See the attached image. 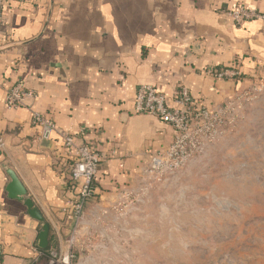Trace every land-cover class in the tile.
Wrapping results in <instances>:
<instances>
[{
  "label": "crops",
  "instance_id": "1",
  "mask_svg": "<svg viewBox=\"0 0 264 264\" xmlns=\"http://www.w3.org/2000/svg\"><path fill=\"white\" fill-rule=\"evenodd\" d=\"M2 1L0 264H32L44 251L36 244L42 224L7 193L8 169L50 226L56 247L48 252L67 248L73 232L74 151L58 133L41 141L32 111L103 156L89 207L133 188L174 143L170 125L135 113L140 86L154 85L171 107L186 87L199 105L216 109L264 76V21L237 26L226 14L239 6L264 13V0ZM232 69L240 76L210 74ZM18 83L36 93L31 109L6 107Z\"/></svg>",
  "mask_w": 264,
  "mask_h": 264
},
{
  "label": "rangeland",
  "instance_id": "2",
  "mask_svg": "<svg viewBox=\"0 0 264 264\" xmlns=\"http://www.w3.org/2000/svg\"><path fill=\"white\" fill-rule=\"evenodd\" d=\"M216 110L190 156L152 158L133 188L89 206L61 262L264 264V76Z\"/></svg>",
  "mask_w": 264,
  "mask_h": 264
},
{
  "label": "built area",
  "instance_id": "3",
  "mask_svg": "<svg viewBox=\"0 0 264 264\" xmlns=\"http://www.w3.org/2000/svg\"><path fill=\"white\" fill-rule=\"evenodd\" d=\"M2 11L3 1L0 0V32ZM226 14L237 26L252 21H264V13L246 6L236 7ZM210 74L221 80L240 76L237 69L220 72L210 71ZM36 98V93L27 90L23 83H18L8 91L5 98L6 107L8 109L22 107L31 109ZM174 105V107L169 106L165 95L158 91L154 85H142L137 89L135 113L152 115L161 122L170 125L176 132L173 145L166 153L154 157V162L160 158L174 159L190 156L188 148L189 143H192L193 135L199 134L206 123L216 121L219 118L216 109L199 105L186 87L179 90ZM31 113V123L34 127L39 128L41 141H49L55 133H58L63 140V146L74 151V161L70 168V184L79 190V194L77 200L71 202L68 215L73 222H78L95 198L94 184L103 156L92 150L87 144H77L72 134L59 132L56 124L42 113L36 111ZM37 253V258L32 264H38L42 258H47L48 264H70L69 258L61 262L56 251L48 253L38 251Z\"/></svg>",
  "mask_w": 264,
  "mask_h": 264
},
{
  "label": "water",
  "instance_id": "4",
  "mask_svg": "<svg viewBox=\"0 0 264 264\" xmlns=\"http://www.w3.org/2000/svg\"><path fill=\"white\" fill-rule=\"evenodd\" d=\"M11 182L7 187V193L11 199L24 201L25 206L27 207L29 216L35 221L42 224V230L39 233L37 240V246L39 249L46 251L49 248V237H50V226L45 222V218L39 209L35 206V203L31 198L28 197V191L17 177L14 171L7 170Z\"/></svg>",
  "mask_w": 264,
  "mask_h": 264
},
{
  "label": "trees",
  "instance_id": "5",
  "mask_svg": "<svg viewBox=\"0 0 264 264\" xmlns=\"http://www.w3.org/2000/svg\"><path fill=\"white\" fill-rule=\"evenodd\" d=\"M237 70L239 71V73H241L240 69H237ZM50 237H51V235H50ZM50 237H49V242H50L49 243V248L46 251H44L46 253H48V251L51 250L52 248L56 247V246L54 247V245L52 243V237L51 238ZM42 262H43V264H48L49 260L47 258H43Z\"/></svg>",
  "mask_w": 264,
  "mask_h": 264
}]
</instances>
